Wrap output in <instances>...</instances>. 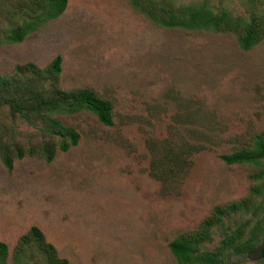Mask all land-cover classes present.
Masks as SVG:
<instances>
[{
  "label": "rangeland",
  "instance_id": "rangeland-1",
  "mask_svg": "<svg viewBox=\"0 0 264 264\" xmlns=\"http://www.w3.org/2000/svg\"><path fill=\"white\" fill-rule=\"evenodd\" d=\"M175 7L206 2L216 15L247 24L264 16V0H154ZM34 0H0V38L26 19ZM61 58L62 90L86 89L108 101L112 126L88 112L59 120L80 136L75 147L0 162V242L7 264L18 240L37 227L69 264H177L168 246L195 232L214 208L245 199L247 210L224 216L200 252L226 236L264 233V161L226 165L221 156L252 148L264 133V39L242 51L230 34L165 29L129 0H67L64 13L19 44L0 47V76L17 66L46 68ZM50 96L48 84L23 78ZM5 138L25 147L48 138L0 108ZM36 126V127H33ZM56 144L58 139L53 140ZM181 168L165 179L163 163ZM159 166L156 176L152 164ZM165 172V173H166ZM259 173L263 179H255ZM160 177V176H159ZM253 187L260 193L251 195ZM228 264H264L259 252ZM21 264H44L29 248Z\"/></svg>",
  "mask_w": 264,
  "mask_h": 264
},
{
  "label": "trees",
  "instance_id": "trees-1",
  "mask_svg": "<svg viewBox=\"0 0 264 264\" xmlns=\"http://www.w3.org/2000/svg\"><path fill=\"white\" fill-rule=\"evenodd\" d=\"M133 10L144 15L153 24L165 29H180L186 31H207L216 34L232 35L242 51H249L264 39V16L252 17L247 24L231 19L228 15L214 14L206 2L199 6L189 5L175 7L167 1L129 0ZM67 6V0H34L26 6L24 19L21 24L9 29L0 38V47L3 44H19L29 34L48 21L60 17ZM61 58L55 57L44 69H38L32 64H25L14 68L8 77L0 76V108H6L13 117L20 118L32 124L38 120L42 128L37 130L43 133L47 141L39 145L25 147L5 138L4 128L0 126V162L10 171L15 161L25 157H40L49 163L57 151L67 152L75 147L80 139L79 134L72 128L64 126L59 120L61 117L88 112L103 126H112L111 105L108 101L99 98L86 89L62 90L59 86L61 73ZM33 77L42 84H48L50 96H46L41 89L34 88L29 82L23 83V78ZM58 139V143L53 140ZM226 165H256L264 161V133L255 137L252 148L221 156ZM165 164L168 172L161 173L158 178L165 179L175 174L181 168L178 156L171 155L167 159L158 161V165ZM152 164L153 174H158L159 166ZM255 179H263L259 173ZM259 187H253L250 194L260 193ZM250 200L245 199L225 207L214 208L208 218L202 221L198 229L189 234L178 236L168 249L177 264H228L233 258H248L259 252L264 262V233L260 234L259 227L253 235L241 242L242 234L238 230L234 235L226 236L215 252H200L199 247L210 241L211 230L221 224L224 216L247 210ZM32 248L43 259L44 264H69L66 259L60 258L56 249L46 242L42 232L37 227H31L22 236L12 253L11 264H21L25 252ZM8 249L0 242V264H7Z\"/></svg>",
  "mask_w": 264,
  "mask_h": 264
}]
</instances>
